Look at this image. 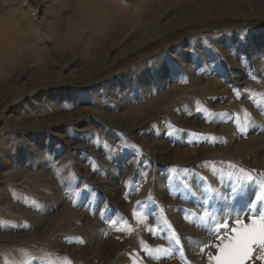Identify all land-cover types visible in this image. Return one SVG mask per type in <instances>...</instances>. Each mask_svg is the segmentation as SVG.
Masks as SVG:
<instances>
[{"label": "rangeland", "instance_id": "374dc122", "mask_svg": "<svg viewBox=\"0 0 264 264\" xmlns=\"http://www.w3.org/2000/svg\"><path fill=\"white\" fill-rule=\"evenodd\" d=\"M245 175L264 0H0V264H210Z\"/></svg>", "mask_w": 264, "mask_h": 264}, {"label": "snow or ice", "instance_id": "6c2138e0", "mask_svg": "<svg viewBox=\"0 0 264 264\" xmlns=\"http://www.w3.org/2000/svg\"><path fill=\"white\" fill-rule=\"evenodd\" d=\"M253 123L252 121H245V127H251ZM253 179L251 175L237 177L229 192L232 202L216 211H205L204 219L216 226L207 230L216 232L221 227L224 229V235L218 236L219 243L214 245L217 249L216 254L208 257L210 264H257V261L259 264H264V207H261V204L264 203V187L260 188L254 199H245L247 186L253 182ZM225 199L227 200V198ZM233 212L237 216L241 212L251 213L250 223H245L243 219L236 218L234 226L230 229L231 234H228V220L225 219L221 225L217 223V217H231ZM114 225L115 222H113ZM145 251L156 258L170 254V249L162 247H158L155 251L146 248Z\"/></svg>", "mask_w": 264, "mask_h": 264}]
</instances>
